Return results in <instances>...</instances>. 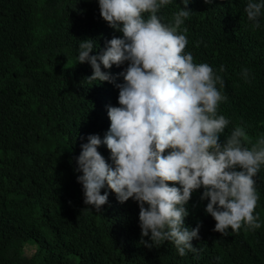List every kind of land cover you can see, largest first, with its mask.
Here are the masks:
<instances>
[{
	"label": "trees",
	"instance_id": "obj_1",
	"mask_svg": "<svg viewBox=\"0 0 264 264\" xmlns=\"http://www.w3.org/2000/svg\"><path fill=\"white\" fill-rule=\"evenodd\" d=\"M179 4L159 9L162 23H174ZM246 4L189 0L191 13L177 32L186 36L183 51L193 63L208 64L224 82L216 85L225 97L217 115L229 120L221 141L239 126L242 146L251 149L264 136V8L256 28ZM120 35L99 16L97 0H0V264H264V164L253 177L257 228L242 222L221 236L201 190L191 195L184 223L201 225L199 239L190 241L198 253L180 256L171 241L140 245L131 198L120 203L101 189L108 197L100 212L83 204L75 157L87 135L103 137L106 106H117L118 89L87 79L91 68L76 63L77 46L91 38L99 51ZM106 71L115 75L121 67ZM98 152L109 162L105 146ZM28 246L33 252L26 255Z\"/></svg>",
	"mask_w": 264,
	"mask_h": 264
},
{
	"label": "clouds",
	"instance_id": "obj_2",
	"mask_svg": "<svg viewBox=\"0 0 264 264\" xmlns=\"http://www.w3.org/2000/svg\"><path fill=\"white\" fill-rule=\"evenodd\" d=\"M170 3L97 0L99 16L121 35L106 40L99 51L95 40L79 41L76 63L90 66L88 80L118 89L117 106H106L109 125L103 137L89 134L80 144L74 172L80 173L76 182L85 206L100 212L107 190L120 203L131 198L139 209L138 243L153 248L171 241L184 256L199 251L190 241L199 239L200 223L192 228L184 223L186 205L197 190L221 236L238 230L242 222L259 227L253 215L258 199L253 177L264 164V136L245 148L241 138L246 133L236 126L221 141L229 120L217 115L225 97L216 85L222 88L224 82L208 64L193 63L192 54L183 51L188 40L177 29L191 13L189 0H180L173 24L161 22L157 13ZM262 8L264 0H247L244 8L256 28L261 27ZM112 66L121 71H106ZM241 75L247 79L248 70ZM101 145L109 151V162L98 152ZM101 189L107 190L101 194Z\"/></svg>",
	"mask_w": 264,
	"mask_h": 264
},
{
	"label": "rangeland",
	"instance_id": "obj_3",
	"mask_svg": "<svg viewBox=\"0 0 264 264\" xmlns=\"http://www.w3.org/2000/svg\"><path fill=\"white\" fill-rule=\"evenodd\" d=\"M31 252H33V248L28 246V247L25 249V254H26V255H29V253H31Z\"/></svg>",
	"mask_w": 264,
	"mask_h": 264
}]
</instances>
